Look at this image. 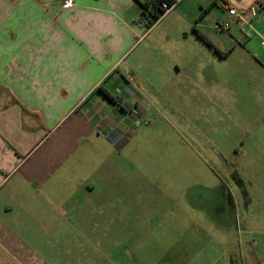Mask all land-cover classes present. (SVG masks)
<instances>
[{
  "label": "rangeland",
  "instance_id": "374dc122",
  "mask_svg": "<svg viewBox=\"0 0 264 264\" xmlns=\"http://www.w3.org/2000/svg\"><path fill=\"white\" fill-rule=\"evenodd\" d=\"M210 9V16L219 11L215 5ZM142 16L137 25L146 32L150 27ZM145 46L130 50L107 75L132 64ZM148 66L138 87L127 75L124 92L141 97L136 107L142 113L132 106L117 132L100 123L116 101L98 99V85L84 98L93 104L90 110L84 100L76 106L86 133L70 148L58 173L60 185L44 184L51 191L43 195L61 209V218L73 221L42 229L30 218L31 237H40L32 244L39 248V264H65L77 252L102 247L96 241L85 244V233L120 238L135 254L130 262L103 258V264H264V93L245 80L236 85L221 77L232 68L229 61L204 67L201 75L191 65L184 73L189 80L166 64ZM214 69L221 79L212 77ZM85 181L97 186L90 203L78 188ZM101 184L108 189L104 199L117 202L103 216ZM72 203L77 210L69 209ZM98 250L104 252L93 251Z\"/></svg>",
  "mask_w": 264,
  "mask_h": 264
},
{
  "label": "crops",
  "instance_id": "0c3cea01",
  "mask_svg": "<svg viewBox=\"0 0 264 264\" xmlns=\"http://www.w3.org/2000/svg\"><path fill=\"white\" fill-rule=\"evenodd\" d=\"M65 1L0 0V264H39V248L32 244L40 237H31L30 218L33 226L42 229L72 223V219L61 218V209L45 199L43 195L51 190L44 184L60 185L58 173L70 157V148L86 133L85 124L75 116L76 106L93 95L95 86L103 85L118 99L100 121L113 133L132 106L136 114L142 113L136 107L141 97L124 92L127 75L133 76L138 87V76L144 79L141 71L155 61L168 65L172 72L176 68L186 80L190 76L184 73L191 65L197 66L201 75L204 67L229 61L232 68L228 76L221 77L236 85L239 79L245 80L264 93V0H180L146 32L138 25L147 0H71L70 6H65ZM225 3L247 11L245 20L231 18L230 28L221 31L215 23L230 18ZM254 4L253 16L248 8ZM214 5L219 11L210 16L208 8ZM167 20V25L159 28ZM216 31L224 34L218 36ZM142 44L146 46L134 53L132 64L107 75ZM211 73L220 78L215 69ZM102 97L106 98L101 93L98 99ZM86 100L88 111L93 104ZM78 188L89 196L86 201L90 203L97 186L85 181ZM98 188L103 216L117 202L104 199L107 186ZM69 209L78 208L72 203ZM46 211L48 225L44 222ZM106 223L103 219L102 225ZM94 241L102 247L77 252L65 264L135 259L120 238L83 236L85 244ZM115 247L119 248L117 255ZM98 248L104 252L93 251Z\"/></svg>",
  "mask_w": 264,
  "mask_h": 264
},
{
  "label": "built area",
  "instance_id": "2783aa9c",
  "mask_svg": "<svg viewBox=\"0 0 264 264\" xmlns=\"http://www.w3.org/2000/svg\"><path fill=\"white\" fill-rule=\"evenodd\" d=\"M152 2H150L147 5V15H143L142 16V22L144 24H147L148 22H150L152 15L151 13L155 11L156 6H158L159 8L163 9L164 13H162L160 15V17L156 20L155 23H157L163 16H165L171 9H173V7L180 1V0H150ZM72 4L71 0H66L65 1V6H70ZM225 7L226 10L228 12V15L230 16V18L225 19L224 21H217L215 23V27L221 31L224 30H228L230 28L231 25V18H237V19H242L245 20V16H246V11L247 10H240L235 6H232L229 3H225ZM249 11L251 12V14L254 16L256 15V5H252L250 6V8H248ZM154 23V24H155ZM264 45V41L262 42Z\"/></svg>",
  "mask_w": 264,
  "mask_h": 264
},
{
  "label": "trees",
  "instance_id": "16d2710c",
  "mask_svg": "<svg viewBox=\"0 0 264 264\" xmlns=\"http://www.w3.org/2000/svg\"><path fill=\"white\" fill-rule=\"evenodd\" d=\"M152 2L150 0H147L146 2L143 3V11H142V14L143 15H147V5ZM164 13L163 9L159 8L158 6H156V9L154 12L151 13L152 15V18L150 20V22L147 23L148 27H152L154 25V23L156 22V20L160 17V15ZM199 36L201 38H203L207 43L209 44H212L209 40L206 39V37L201 34L200 32H198ZM97 89L103 93L107 98H109L110 100H113V101H118V99L112 94L110 93L106 88L103 87V85H99L97 87Z\"/></svg>",
  "mask_w": 264,
  "mask_h": 264
}]
</instances>
